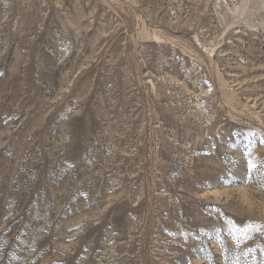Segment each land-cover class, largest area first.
Instances as JSON below:
<instances>
[{
  "label": "rangeland",
  "instance_id": "1",
  "mask_svg": "<svg viewBox=\"0 0 264 264\" xmlns=\"http://www.w3.org/2000/svg\"><path fill=\"white\" fill-rule=\"evenodd\" d=\"M263 4L0 0V264H264Z\"/></svg>",
  "mask_w": 264,
  "mask_h": 264
},
{
  "label": "bare ground",
  "instance_id": "2",
  "mask_svg": "<svg viewBox=\"0 0 264 264\" xmlns=\"http://www.w3.org/2000/svg\"><path fill=\"white\" fill-rule=\"evenodd\" d=\"M233 1V0H232ZM259 5V4H258ZM264 5V4H263ZM253 6V5H252ZM235 17V16H234ZM237 17V16H236ZM254 29H255V27L254 26H252ZM255 31V30H254ZM217 49V48H216ZM214 47L213 48H211L210 50H209V53L212 55L213 53H214ZM218 51V50H217Z\"/></svg>",
  "mask_w": 264,
  "mask_h": 264
},
{
  "label": "snow or ice",
  "instance_id": "3",
  "mask_svg": "<svg viewBox=\"0 0 264 264\" xmlns=\"http://www.w3.org/2000/svg\"><path fill=\"white\" fill-rule=\"evenodd\" d=\"M250 167H254V165H250Z\"/></svg>",
  "mask_w": 264,
  "mask_h": 264
}]
</instances>
